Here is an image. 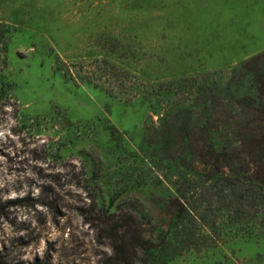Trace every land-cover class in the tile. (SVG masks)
Masks as SVG:
<instances>
[{"label": "rangeland", "instance_id": "rangeland-1", "mask_svg": "<svg viewBox=\"0 0 264 264\" xmlns=\"http://www.w3.org/2000/svg\"><path fill=\"white\" fill-rule=\"evenodd\" d=\"M0 24L18 109L0 113V199L32 198L1 210L2 252L28 264H116L97 210L134 213L156 234L181 195L197 215L195 244L156 263L264 264L255 224L243 229L211 198L188 135L175 146L157 136L144 98L183 77L222 83L264 51V0H0Z\"/></svg>", "mask_w": 264, "mask_h": 264}, {"label": "trees", "instance_id": "trees-1", "mask_svg": "<svg viewBox=\"0 0 264 264\" xmlns=\"http://www.w3.org/2000/svg\"><path fill=\"white\" fill-rule=\"evenodd\" d=\"M7 33L8 28L0 24L2 114L18 112L12 84L2 74L9 44ZM144 98L157 115L160 131L156 135L173 146L182 134L188 135L189 154L206 170V189L211 191V198L224 201L227 216L242 223L243 229L255 224V231L264 237V51L233 67L222 83L207 77H183L151 85ZM29 199V195L0 199V213ZM96 199L93 197V202ZM167 205L172 209L171 219L166 229L153 227L156 234H146L134 213L97 210L93 221L102 235L114 239L116 262L164 264L165 258L156 263L161 254L170 258L176 249L195 244L190 221L194 222L197 215L187 198L179 195ZM250 216L254 220H249ZM0 264L28 263L12 260L0 250Z\"/></svg>", "mask_w": 264, "mask_h": 264}]
</instances>
